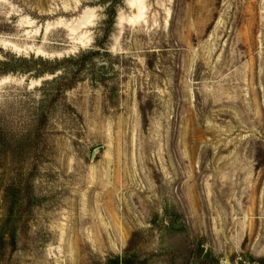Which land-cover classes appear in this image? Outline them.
Segmentation results:
<instances>
[{
	"label": "rangeland",
	"instance_id": "rangeland-1",
	"mask_svg": "<svg viewBox=\"0 0 264 264\" xmlns=\"http://www.w3.org/2000/svg\"><path fill=\"white\" fill-rule=\"evenodd\" d=\"M259 153L264 0H0V264H257Z\"/></svg>",
	"mask_w": 264,
	"mask_h": 264
},
{
	"label": "trees",
	"instance_id": "trees-1",
	"mask_svg": "<svg viewBox=\"0 0 264 264\" xmlns=\"http://www.w3.org/2000/svg\"><path fill=\"white\" fill-rule=\"evenodd\" d=\"M109 16L110 17L107 21L108 27L106 28L105 34H104L105 37H107V35L109 33V28L111 26H113V24H114L115 10L113 8H110ZM101 44H103V43L100 42L99 45H101ZM93 54H94V52H88V53L82 54L78 59L77 58L76 59L70 58V59L77 61V63L80 66L78 69V71H79L84 66L86 60ZM55 71L56 70L51 71V72L53 73ZM71 86H72V84H68L67 88H69ZM143 113L145 114L144 108H143ZM261 153H259L256 157L258 167H261L264 164V153L263 154H261ZM26 191L29 194L30 189L27 188ZM20 193H21V190L19 187H17V186L13 187V189L11 191V195H10V197H12L13 199L11 198L10 199L11 203H9L10 212L7 214V216L5 218H3L2 223L0 225V255H1V257H3L5 255L6 248L8 246L10 247L11 251H14L16 249V246H17L16 228L15 227L9 228V226L12 225L13 217L15 215L14 214L15 213L14 208L16 207V202L18 203V201L21 197ZM6 196H7V194H6ZM170 223H171V225L174 224L175 218H171ZM138 237H139L138 232L133 233L125 251L121 255H117V256H114L112 258H109L107 260L106 264H150V257L142 256L140 254V252L135 248L136 239ZM200 246H198L196 248V251H195V248L190 245V249L188 250L190 252L189 253V258H191L190 261H197V260L201 259L202 264H219L218 258H216L214 255H212L210 253H203V250L201 249ZM197 250H198V252H197ZM256 261H257V264H264V257L257 259Z\"/></svg>",
	"mask_w": 264,
	"mask_h": 264
},
{
	"label": "water",
	"instance_id": "water-1",
	"mask_svg": "<svg viewBox=\"0 0 264 264\" xmlns=\"http://www.w3.org/2000/svg\"><path fill=\"white\" fill-rule=\"evenodd\" d=\"M101 149V146H98L96 147L93 151H92V154H91V160H94L97 152H99V150Z\"/></svg>",
	"mask_w": 264,
	"mask_h": 264
}]
</instances>
